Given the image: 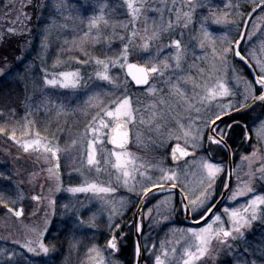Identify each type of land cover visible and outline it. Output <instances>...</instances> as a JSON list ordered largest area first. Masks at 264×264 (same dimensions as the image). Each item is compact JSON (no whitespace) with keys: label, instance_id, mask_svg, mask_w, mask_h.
Listing matches in <instances>:
<instances>
[{"label":"snow or ice","instance_id":"snow-or-ice-1","mask_svg":"<svg viewBox=\"0 0 264 264\" xmlns=\"http://www.w3.org/2000/svg\"><path fill=\"white\" fill-rule=\"evenodd\" d=\"M127 6L128 15L130 17L127 23H123L121 27L125 30V35H117L113 32V37L119 39L122 47L120 51L108 56L106 53L101 56H93L84 51L86 42L96 44L100 43L101 25L107 26L109 21L105 18V10L108 8L107 3H99V14L92 15L88 19L87 31L83 33V37L79 41H73L74 44L79 43L80 51L86 57L80 60L78 57L72 58L80 67L93 66L94 75L85 81L81 75L80 67L73 71H60L58 73H49L47 68L42 69V79L45 85L60 86L62 88L78 89L80 87L91 88L99 87L100 92L96 96L104 95L108 97L107 105L101 106L96 112L91 121L86 125L83 133V144L86 153V162L89 169L95 168L97 172L101 171V160L97 158L98 150L104 154V163L110 164L112 168L119 173L117 182L126 187L129 192L135 193L140 200V205L137 207V215H142V210L147 205L145 201L153 195V192L168 193L162 201H158L152 208L148 209V215L151 217L155 212L161 217L158 223H166L172 213L176 211L174 203L175 193H179L181 210L192 214L198 219L196 223L199 225L204 222L203 227H195L188 229H180L187 238V246L184 247L180 259L182 264H197L211 250L213 241L221 245H226L228 249L235 251L233 243L229 241H245V233L252 229L254 223H259L264 226V191L259 194L254 186L255 180L264 181V145L261 149L254 150L251 155L241 156L242 162H247L248 172L245 174L247 180L241 182V177L237 175V185L232 188L229 183L225 182L223 187L226 192L219 193L221 196H226L228 200L236 201L240 197H251L247 199L245 204H240L237 207H224L222 212L214 211L217 205L213 203L218 195L217 179L222 178L224 173L228 177L233 175L234 170L225 172V167L222 163H212L211 153L215 150L229 149L230 139L229 133L232 131L235 122L226 123L224 117L230 115L232 111H245L251 113L256 106L264 110V59L256 57L255 52H249L247 55H242L241 43L245 39V33H238L240 39L229 40L227 35L215 37L213 32L207 27L208 23L215 25L232 24L239 28L247 27L249 21L244 17L256 16V24H253V31L247 33L249 41L257 35V31L264 32V0H252L250 12H240V5L232 3L225 4V8L231 9V12L225 11L217 14L209 7L210 0L207 2L197 3V0H171V6L167 8L170 14H175V19L164 20L163 8L151 9L160 13V22H153L151 29L147 27V16H144V27L137 28V22L140 20L142 10H145V4L141 2L137 6V0H124ZM33 7L37 13V21L48 19V23L36 26V31L40 33V50L37 52V58L41 63H44V58L48 50L49 35L52 29L57 27H67V25H58L57 21L51 16L45 18L46 10L45 0H27V3H21V11L14 23L24 24L31 22L32 15L24 11L28 7ZM53 7L59 12L67 7V0H54ZM208 8V15L202 16L199 22V33L196 36L190 37L191 41H198V48L204 50L211 46L213 60L219 64L220 68H227L232 73H238V69L229 63V57H238L241 61L247 63L248 60H255V69H258V74L254 80H247L242 75L236 74L235 87H230L228 80L224 77H217L215 73L219 71L216 64L210 65L207 69L200 68L196 65V60H206L207 57H196L195 51H192L193 63L188 64V53L191 47L189 42L184 41V30L188 29L193 23L194 13L197 8ZM187 8L186 11L183 9ZM229 15L240 16L239 20L229 21ZM129 26H131L129 30ZM22 30H26L29 34L33 29L27 28L26 25ZM10 33L15 34L16 28H9ZM93 31L96 35H92ZM149 32L151 34H149ZM169 34V42L161 43L163 34ZM173 34H177L179 38H175ZM106 46L111 47V38H105ZM217 40L221 42V47H215ZM140 41V43H137ZM29 47L31 41L28 42ZM264 50V43L261 44ZM167 50V53L166 51ZM146 55L147 59L143 64L129 63V57ZM14 64H7L6 58L0 59V63L5 64V67H0V77H7L15 74L14 78L25 81L27 83L30 73L34 71L33 63H25L27 57L25 54L15 56ZM57 64L61 63L59 60ZM187 65V66H186ZM56 65H53L55 67ZM186 66V67H185ZM114 68L126 69L124 73L125 79L121 80L118 76L110 74ZM193 68L200 75L201 80H197L186 75ZM254 69V70H255ZM51 76V78H49ZM130 76L135 85H147L146 94L152 98L153 103L148 106L151 110L150 126L155 129L156 140L153 144L164 152L170 149V159L173 162L172 167H165L164 161L167 156L160 159L157 163L136 164L133 153L126 151L130 142L131 128L145 123L143 109H135L132 106V99L128 95V81L126 77ZM151 82V83H150ZM163 84L166 87H161ZM243 85V91H240V85ZM191 85V92L188 86ZM111 87L112 92H104L103 89ZM119 93V94H118ZM170 98H175L177 107L183 105V111L188 114L181 115L176 108L169 105ZM91 100L92 97H89ZM264 114V113H262ZM258 117H253V120ZM34 123L28 121V125ZM223 123V127L220 125ZM27 126V125H26ZM248 125H245L247 128ZM104 130H109L105 132ZM4 128H0V132H4ZM22 135L28 136L27 132H22ZM105 138L113 145L111 150L104 147ZM11 139L19 144L24 152L36 151L44 155L45 159H51L52 166L48 168L49 178L56 181L55 192L62 190L60 180V154L67 152L68 148H62L60 143L54 139L41 136L37 131L35 138L18 139L13 130ZM245 139H249L245 134ZM257 139L264 140V121L260 124V129L257 130ZM136 140L139 142L140 134L137 131ZM168 141H173L174 144H169ZM77 141L71 142L75 146ZM193 149L189 152L188 147ZM205 151L209 155L200 157L198 162L193 160H183L185 157H195L196 151ZM114 158V163H112ZM259 167H255L256 163ZM196 167L199 169V178L195 186L188 179L189 169ZM239 168V166H237ZM158 172V175H150L149 172ZM2 175V174H0ZM183 177V179H182ZM139 185V191H137ZM43 192V185L41 186ZM51 191V190H50ZM67 191L72 194L77 193H93L107 194L115 193L116 187L97 184L96 182H87L79 186L68 187ZM199 193L198 195L196 193ZM18 199H22L18 197ZM33 201L40 205L47 199V210L44 211V219L40 224L27 227V231L31 238H25L23 243L20 240H14L13 243L20 245L22 249H26L28 253L35 256H48L55 251V245L46 244V234L50 231L53 221L50 217L55 215L56 200L53 197H45L43 195H33ZM17 200H7L0 194V204L6 209L7 213L14 214L15 217H22L24 209L21 206L19 209L14 207ZM121 205L124 203L120 201ZM13 205V206H10ZM162 205L167 206V215L160 211ZM65 214H70L73 217V228L84 225L85 221L80 217V209L75 205H63ZM113 214L116 213L115 207L112 208ZM33 216L36 212L32 213ZM112 217H109L111 221ZM138 233L142 232V223L134 224ZM119 229V224H109V229ZM117 235L113 233L111 239L107 241L106 248L117 249ZM179 244L180 241H175ZM147 246L145 245V248ZM156 245H153V254L155 255V264H171L169 259V249L166 247V242L160 243V254H155ZM6 250L0 249V255H3ZM141 245L136 244V255L139 256ZM176 247L171 248V258L176 257ZM247 251V248H245ZM89 252H95L97 257H102L101 251L95 245L89 249ZM255 254V253H252ZM22 253L11 252L6 257V264H20L17 257ZM261 255H264V249H261ZM163 257V258H162ZM0 264H5V261L0 260ZM98 264H104L101 258ZM244 264H257L256 260L245 261Z\"/></svg>","mask_w":264,"mask_h":264},{"label":"rangeland","instance_id":"rangeland-1","mask_svg":"<svg viewBox=\"0 0 264 264\" xmlns=\"http://www.w3.org/2000/svg\"><path fill=\"white\" fill-rule=\"evenodd\" d=\"M3 1H6V4L3 7H0V9L4 8L0 10V13L8 14L10 19L7 20L3 18L2 15L3 21L0 27V31L1 29H6L7 35L6 37H2L1 39L3 45L11 46L13 44L14 36L13 33H10L8 31V29L17 27V23H14L17 18L16 16H14L16 14H12L11 10H15L20 2L27 3V0H0V5ZM48 1L49 0H45L46 5H48ZM50 1L51 3L49 5L52 7L50 8L52 11H49L50 9L48 10L49 16L55 19L58 25H67V27H57L52 29L49 35L50 43H63V46H60L61 51L63 50L64 52L68 49V42H71L74 39L75 41H79L80 38L83 37V33L88 30V19L92 15L99 14V3H107L108 8L105 10V18L109 21V24L107 26L101 25V41L103 42V44H105V38H111V43H118L119 45L113 55L117 54L120 51L122 45L119 39L113 37V32L115 31L117 35H125V30L121 27V25L123 23H127L130 17L128 15L127 6L124 3V0H72L73 3L74 1H80V3L75 5L70 3V0H67V3L69 2V4H67V7L61 9L59 12L53 7L54 0ZM141 2L145 4V10H142L140 20L137 22V28L142 29L145 26V15L148 18L147 27L149 29H151V27L153 26L154 21L156 23L160 22V13L151 10L155 8L164 9L163 15L165 22H167L168 19H175V14H170L167 10V8L171 6V0H137V6H139ZM202 2H207V0H197V3ZM229 2L230 0H210L208 6L216 11L217 14L223 13L225 11L231 12V9L225 8V4ZM231 2L240 5V8L238 9V11L240 12H243V9L246 7V5L253 6L252 0H231ZM70 5L72 6L71 8H74V10L69 8ZM27 10L34 11L35 9L30 6L27 8ZM183 10L186 11L187 8H184ZM20 11L21 9L17 11V13H20ZM259 14L260 13L257 12V14H255L251 18L246 28L245 39L241 44V51L244 55H247L249 52H255L257 58L264 59V50H262L261 48V44L264 43V32L257 31V35L253 37L251 41H249L247 38V33L253 31L252 25L257 23L256 16H258ZM205 15H208V8L198 7L194 13L193 23L188 29L184 30V41L191 44L187 59V61L189 60L188 64H192L194 62L192 56V51L194 50L196 57H207V59L203 61L196 60V65L200 68L207 69L210 65L216 64L217 68H219V71L215 73V75L217 77H224L226 80H228L230 87L234 88L236 85V74L242 75L245 79L250 80L249 77L244 73V70L243 68H241L240 64L235 61L234 57H229V63L231 65H234L235 68L239 70L238 73H232L227 68H220L219 64L213 60L211 46L206 47L204 50H200L198 48V41L190 40V37L196 36L199 33V22L201 17ZM227 19L229 21L239 20L240 16L229 15ZM207 27L210 28L215 37L227 35L228 39L232 40L233 42L237 39L238 33H240L242 30V27L237 28L230 23L224 25H215L209 22ZM130 28L131 26H129V30ZM18 31H20V28L18 29ZM149 34L151 33L149 32ZM92 35H96V32L93 31ZM173 36L175 38H179L177 34H173ZM40 39L41 35L39 33V48L37 49L38 51L40 50ZM168 42L169 34L165 33L161 37V43L167 44ZM137 43H140V41H137ZM85 44L90 45L91 48H94V44L92 43L86 42ZM96 44L98 45L99 43ZM49 46L45 58L48 57L50 59H56L55 55L49 54ZM83 47L84 51L87 52L85 45ZM215 47L217 49L221 47V42L219 40H217ZM76 49V53L78 55H76L75 57H78L79 59L83 58L82 55L84 54L80 51L79 45L78 47H76ZM102 50L105 53V46L102 47ZM97 51L99 52V50ZM165 51L167 53V50ZM88 52H90V50ZM10 56L12 55L10 54ZM35 58H37V53ZM146 59V55H140L136 57L130 56L128 62L143 64ZM249 61L255 69V60L250 59ZM6 62L7 64H11L10 61ZM56 62L57 61H49L46 63L44 62L43 64L40 63L38 72L34 71L30 73L27 83H25V81L17 79L19 87H21L20 84L23 86V88H21V90L19 91V94H21L22 92V102L25 111H22V119L21 114L19 113V117L17 119L19 121L16 123L15 127L8 126V128H10L9 132L3 136H1L0 134V174H2L0 175V182H2L3 177H5L3 174L2 166L6 163L8 171H5V173L9 172L8 179H11V182L14 184V195L4 196L2 190H0V194H2L7 200H17V203L14 205V207L21 205L23 202V204L25 205L24 215L21 220L7 213L4 208H0V249L6 250L3 255H0V260L5 261L6 264V257L8 253L15 251L18 253H22L21 256L17 257L19 262L22 264L49 263L51 256H53V252L48 256H35L32 253H28L26 249H22L20 245H16L13 243L14 240H20L21 243H23L25 238H31L26 226L31 227L40 224L43 221L44 211L47 210V199H45L40 205H37V203L31 199L33 195H43L45 197H53L56 200L55 215L50 217L53 223L56 222L57 224H60V226H63V224L69 225V228H72L69 231L73 230L72 233L74 231L82 232L83 230H85L87 232V235L90 234L87 236L89 238L87 239L88 245L84 248L83 251L85 255L82 257V262H84V264H98L101 258L103 259L104 264H121L120 259H117L118 251L115 254L110 249L106 248L105 243L108 237L104 238L102 244H99V234L103 229L106 232L109 231L110 223L115 224L116 222H119V225H122V223H120L122 217L126 213L128 215L133 214L135 208L134 206L137 205L139 198L135 195V193L129 192L126 187H122L117 182V176L119 175V173L116 169L112 168L110 164L104 163V154L102 151L98 150L97 156V158L101 160V164L99 166L101 171L97 172L95 168H92L90 170L86 162L85 147L83 144V133L86 125H88L92 117L96 115V112L100 110L101 106L107 105L108 97L104 95L96 96V93L101 91L99 87H91L87 89L84 87H80L78 89H72L71 87L62 88L60 86L54 87L45 85L42 79L43 68H47L49 73H58L60 71H73L75 70V68L80 67V65L77 64L75 60L73 62H70V64L67 63V60H62L59 64H57ZM53 65L56 66L53 67ZM0 67H5V64L0 63ZM255 70L258 74V69ZM80 71L85 81H88L89 77H92L94 75L93 66L80 67ZM192 72L197 73L196 69L193 68L190 72H186L185 74L194 77ZM110 74L120 77L121 80L125 79L124 69L121 70L118 68H114L111 70ZM197 76L198 77L196 78V80L197 82H199L201 80V77L199 74ZM49 78H51V76ZM126 79L128 81V95L132 99L133 108L145 110V123L143 125L138 124L137 127L131 128V142L126 151L133 153L135 157L139 158L136 160L137 165L157 163L160 159L167 156L168 159L164 161V166H174L169 158V150L168 152H164L153 144V141L156 140L157 134L155 132V129L150 126L149 113L151 110L148 109V106L153 103V100L146 94V88L148 86L144 88H134L130 84V80H128L127 77ZM160 86L166 87L163 84H161ZM49 90L57 93L56 98L53 97V99H51L49 98V96H47V93L45 92ZM188 90L189 92H191V85L188 86ZM239 90L243 91L242 84L240 85ZM103 91L112 92L113 89L111 87H106L103 89ZM40 92H43V95H41V97L39 96ZM64 92H69L70 96L73 97L74 94H76L75 92H77L79 98L78 100H75L73 102L71 97H63L62 94ZM89 97H92V99L90 100ZM1 100L2 104L5 106V108H7L9 105V97L3 95ZM22 102L20 100V104ZM71 102H73V104ZM168 103L173 108H176V110L179 111L181 115L186 116L188 114L187 112L183 111V108L185 106L181 105L177 107V101L175 98H170ZM14 105H17V100L14 102ZM81 106H84L86 108H83ZM58 107L61 108V110H59ZM43 109L45 110L43 111ZM76 111L80 112L81 114L79 117L81 119L80 122H82V125H71L74 123H72V120L67 117L70 116L71 113L75 114ZM262 113H264V110H262L259 106H256L251 113L245 116L250 130V142H246L243 147L237 146V149H239V151L237 153V160H235V175L232 188H235L237 185V175L241 177V182L247 180V177L245 175L248 172L247 162H242L240 157L251 155L254 150L261 149L262 145H264V140L257 139V130L260 129V124L262 121H264V114ZM253 117L258 118L253 120ZM69 120L70 125L66 126V123L64 122L69 123ZM28 121H33L34 123L28 125ZM13 130H15L17 138L21 140L35 138V133L39 131L41 133V136L48 137V139L57 140L62 148H68L67 152H62L60 154V165L62 170V173L60 174L62 187L61 191L55 192L56 181L52 178H49L48 175L47 170L52 166L51 159H45L43 154L36 151L24 152L23 148L11 139ZM104 131L107 132V130ZM137 131H139L140 134L139 142H137L136 140ZM22 132H27L28 136L22 135ZM73 140L77 141V144L75 146L71 145V142ZM168 143L174 144L173 141H168ZM104 147L108 150L112 149L110 148V146L107 147L106 142L104 144ZM188 148L192 150L190 146ZM241 148L248 150V152L246 153L242 151ZM208 155V152L197 150V155L194 158L187 160L189 162H192L193 160H196L198 162L200 157H206ZM211 156L212 163H222L225 167V161L224 159L222 161L219 155V150L213 151L211 153ZM114 162V158H112V163ZM237 166H239V168ZM255 167H259L258 162L255 164ZM189 171L190 173H192V175H189L188 179L192 182V186L194 187L196 181L199 178V169L193 167L189 169ZM149 174L155 176L159 173L150 171ZM225 176L226 175L222 173V178L217 179L216 191L218 194L220 192V189L222 188ZM85 181L89 183L96 182L97 184L103 185L105 187L114 186L116 187L117 191L115 193L96 195L91 192L72 194L67 191L68 187L79 186ZM261 182L262 181L260 180H255L253 182L258 194L264 189V186L261 185ZM42 185L43 192L41 191ZM137 191H139V185H137ZM196 194L198 195L199 193L197 192ZM167 195L169 194L163 193L156 195L158 197L144 208V212L141 215L142 230L143 226L145 229H154L155 227V229H157V232H159L155 237L148 234L146 230L142 234V258H144V264H155L153 245H156L155 254H160L161 241L166 242V247L169 249L170 253L169 259L171 260V264H182V260L180 259V257L184 247L187 246V238L185 237L183 232L178 230L196 227H188L181 224L182 210L180 208L179 200H176L175 198L174 203L176 211L172 213L170 219L166 223H158L161 217L155 212H153L151 217H149L148 209L152 208L158 201H162ZM21 196L22 199H18V197ZM250 197L251 194H249L248 197H240L236 201L227 199V201H225L226 204L218 212H222L224 207L226 206L237 207L240 204H245L247 202V199H249ZM121 200H123L124 202L122 205L120 203ZM65 204L75 205L80 209L79 215L85 221L84 225L73 228V217L70 214H65V210L63 208V205ZM113 207H115L116 210L115 214H113L112 212ZM166 208L167 206L165 205H162L160 208V211L165 215H167ZM33 212H36L35 216L32 215ZM110 216L112 217L111 221L109 220ZM128 220L129 219H127V222L129 223L130 220ZM69 221L72 222V225L69 224ZM127 222L124 219L123 225L120 227V229L121 231L126 229V233L132 235V227H129L130 229L128 230V226L126 227ZM203 226L204 225L199 227ZM255 230H261L260 234L262 235L257 237L254 232ZM250 233L252 237H255V239H249L248 234ZM245 236V241H229V243L234 244L236 248L235 251L228 249L226 245H221L218 242L213 241L210 252L204 258H202L201 261H198L197 264H226V262L228 261L231 262L230 264H244L246 260H256L257 264H264V255H261V249H264V226H261L259 223H254L252 229L246 232ZM121 239L122 237L119 238L120 245L122 244L123 240ZM177 240L180 241L179 244L175 243V241ZM94 245L100 249L102 257H97L95 252H89V249H91ZM145 245L147 246L146 248ZM173 246L177 249L175 259L171 258V248ZM245 248H247V251H245ZM131 253V264H134L135 260L133 256V247ZM230 257H232V260H227Z\"/></svg>","mask_w":264,"mask_h":264},{"label":"trees","instance_id":"trees-1","mask_svg":"<svg viewBox=\"0 0 264 264\" xmlns=\"http://www.w3.org/2000/svg\"><path fill=\"white\" fill-rule=\"evenodd\" d=\"M109 1H114V0H109ZM22 2H20L21 4ZM51 3V1H48V5ZM70 3L72 4H78L80 3V1H73L70 0ZM6 4V1H3L2 4L0 5V7H3ZM17 5L15 10H11L12 14H16L14 16L17 17V15H19V13H17V11H19L21 9V5ZM69 4V2L67 3ZM46 5V10L44 12V17L47 18L49 17V11H52L50 8H52L50 5L48 6ZM72 6L70 5L69 8H71ZM252 6H248L246 5V7L243 9V12H249L251 10ZM68 8V9H69ZM4 9V8H1ZM0 9V10H1ZM50 9V10H49ZM49 10V11H48ZM24 11L29 12L32 15V21L29 22H24V24H20L17 23V32L15 34H13L14 38H13V44L11 46L8 45H3L2 44V37H6V29H1L0 31V59H5L6 61H10L11 64H14V57L15 56H19L22 54H25L27 59L25 61V63H33V67H34V71L38 72V67L41 63L40 60H38L36 57V53L38 52V38H39V33L35 30L36 26L38 23H40L41 25H44L45 23L49 22L48 19H43L42 21H38L37 22V16H36V10L34 11H29L27 9H24ZM66 11V9H65ZM5 19H10L8 14H4V13H0V27L3 21V18ZM36 16V17H33ZM36 19V20H35ZM27 28H31L33 29L31 34H28V32L26 30H22L24 27ZM20 28V31H18V29ZM69 38V37H68ZM31 41V46L29 47L28 42ZM75 41V39L73 40ZM73 41L68 42L69 46L68 49L66 51L63 52V50L61 51V45L63 46V43H54L49 41V54L55 55L56 59L54 58H44V62H53V61H62V60H67V63L70 64V62H73L74 58L76 55H78L77 49L76 47H78L79 44H74ZM73 45V47H72ZM85 48L87 50V52L90 50L91 55L94 56H101V58H103L102 54H104V51L102 50V47L105 46V53L108 56L113 55V53H115L116 49L119 47L118 43H111L110 48H108L106 46V42L105 44H103V42L101 41L98 45L94 44V48H91L90 45L84 44ZM67 46V45H66ZM71 46V47H70ZM80 46V45H79ZM99 50V52L97 51ZM10 54L12 56H10ZM10 56V57H9ZM83 58H80V60L85 59V56L82 55ZM239 62V60L237 61ZM241 65V68H243L246 73L247 70L246 68H244L245 66L239 62ZM67 64V65H68ZM33 71V72H34ZM13 75V76H12ZM10 76L7 77H0V128H4L5 131L4 132H0L1 136L6 135L10 128L9 127H15L16 123L19 121L17 120L19 117V113L22 116V111H23V102H22V92L21 94H19V91L21 90V88H23V86L20 84L21 87H19L17 79L14 78L15 74H12ZM47 93V96H49V98L53 99V97L56 98L57 93L54 91H47L45 92ZM51 93V94H50ZM18 94V97H17ZM8 96L9 97V105L7 108H5V106L2 104V96ZM41 95H43V92H40V97ZM64 98H68L71 97L69 92H64L63 94ZM46 96V94H45ZM74 98H79V95L76 93L74 94ZM21 100V104H20V100ZM17 100V105H14V102ZM78 100V99H77ZM24 101V100H23ZM73 104V102H71ZM83 108H86L84 106H81ZM59 110H61V108L58 107ZM45 109H43L44 111ZM85 111V110H84ZM8 113V114H7ZM248 112H245L237 117H235L232 120L235 119H240L242 120V122L247 123L246 121V115H248ZM74 115V116H73ZM80 112H75V114H72L70 116H67L68 118H70V120H72L71 122L74 124L71 125H82L81 119H80ZM74 118V119H73ZM77 119V120H76ZM70 120L69 123L68 122H64L66 123L65 125L68 126L70 125ZM241 124V122H240ZM57 125V124H56ZM248 125V124H247ZM249 128V126H248ZM247 128V129H248ZM230 135V139L228 140V144L230 145V147L232 148L233 151V161H234V167L236 165V161L237 160V153L239 151V149H237V146L243 147V145L246 144L245 139V135H244V130L241 129V126L237 123H235L232 131L229 133ZM250 142V141H249ZM248 142V143H249ZM237 149V150H236ZM242 149V148H241ZM219 150V149H218ZM242 151L244 152H248V150L246 149H242ZM219 155L223 161V159L225 160V153L223 150H219ZM3 168V174H5V171H8V167L7 164H3L2 166ZM235 175V172H234ZM261 185L264 186V182H261ZM0 190H2V193H4V196H7L9 194H13V190H11L9 188V182L7 181V179L5 177H3V181L0 182ZM264 191V189L262 190ZM58 202V201H57ZM226 204V202H225ZM224 204V205H225ZM3 205L0 204V208H2ZM4 208V207H3ZM129 215L126 213L121 220V223L123 225V221L124 219L127 222V219H129ZM129 221V220H128ZM67 223V222H66ZM69 224L72 225V222L69 221ZM128 222L126 223V227H127ZM72 228H69V225H64L60 226V224H57L56 222L52 223V226L50 227V231L46 234V238H45V243L49 244V246L51 247L52 244L55 245V251L53 252V256H51V259L49 260L48 264H84V262H82V257L85 255L83 253L84 248L88 245V240L89 239L87 236V232L85 230H83L82 232H78V231H74L72 233L71 230ZM129 229V228H127ZM126 230V229H124ZM80 231V230H79ZM255 234L258 236H261L262 234H260L261 230H255L254 231ZM78 233V234H75ZM109 231H104L100 232L99 234V244H102V242L104 241V238L108 237ZM122 244L120 245L119 249V253H118V258L120 259V263L121 264H131V257H132V247H133V241H132V237L131 234H126V235H122ZM249 239H255V237H252L251 233L248 234ZM124 243V244H123ZM227 260H232V257L228 258ZM226 260V261H227ZM231 262H226V264H230ZM22 264V263H20Z\"/></svg>","mask_w":264,"mask_h":264},{"label":"water","instance_id":"water-1","mask_svg":"<svg viewBox=\"0 0 264 264\" xmlns=\"http://www.w3.org/2000/svg\"><path fill=\"white\" fill-rule=\"evenodd\" d=\"M251 19V17H246V19L245 20H250ZM246 28L247 27H244V26H242V31H241V33H245V30H246ZM239 39H240V37H239ZM237 59H238V57H236ZM240 60V59H239ZM241 61V60H240ZM246 67L245 68H247V70H248V72L250 73V78H252V80H254V78H255V76H256V74H255V71H254V69H253V67L251 66V64L249 63V62H247V63H245V62H243V61H241ZM125 72H126V69H125ZM130 79H131V77L130 76H128ZM133 83L135 84V82L133 81ZM245 111H241V112H236V111H232L231 113H230V115H228V116H225L224 117V122H226V121H228V120H230V119H232V118H234V117H236L237 115H239V114H241V113H244ZM107 131H109V130H107ZM246 134H247V136L249 137V134H248V132H246ZM106 144L108 145V146H110V147H112L113 148V145H111L108 141H107V139H106ZM189 150V152H193V150L191 151L190 149H188ZM231 149H230V147H229V149H225L224 151L226 152V172L227 171H229V170H233V159H232V152L230 151ZM191 157V156H190ZM185 158H187V157H185ZM185 158H182L183 160L185 159ZM172 162V161H171ZM59 173H60V171H59ZM232 179H233V175L231 176V177H228L227 175L225 176V180H224V183L225 182H227V183H229L230 184V186H231V184H232ZM224 185V184H223ZM227 190L226 189H224V187H222V190H221V193L222 192H226ZM155 193H159V192H153V194H155ZM178 196H179V193L177 192L176 193ZM153 196V195H152ZM179 198L181 199V197L179 196ZM225 200H226V196H221V195H219V197L215 200V202H213V203H215L216 205H217V207H216V209H214V211H217L222 205H223V203L225 202ZM140 201H139V203H138V206L140 205ZM138 206H136V207H138ZM20 207H18L17 209H19ZM183 213H184V222L186 223V225H189V226H192V227H198V226H201V225H204V222H201L199 225L196 223V221H193L192 219H191V216H190V214L189 213H186L185 211H183ZM13 216H14V214H12ZM134 217V224H139V222H140V219H141V215H137V208H136V211H135V215L133 216ZM16 218H18V217H16ZM20 218V217H19ZM108 239H111V238H108ZM133 239H134V247H135V255H134V260H135V264H140V262H141V258L140 257H142V246H141V251H140V254H139V256H137L136 255V244H137V242H139V244L141 245V241H140V233H138L137 231H136V228L134 227V237H133ZM107 244V243H106ZM117 248H118V245H117ZM110 250H112V249H110ZM114 253H116L117 252V249L116 250H112Z\"/></svg>","mask_w":264,"mask_h":264},{"label":"flooded vegetation","instance_id":"flooded-vegetation-1","mask_svg":"<svg viewBox=\"0 0 264 264\" xmlns=\"http://www.w3.org/2000/svg\"><path fill=\"white\" fill-rule=\"evenodd\" d=\"M240 47H241V45H240ZM189 61V60H188ZM188 61H187V63H188ZM193 73V75H194V78L196 79L198 76V74L197 73H195V72H192ZM132 84V83H131ZM132 86H135L136 88H144V87H146L147 85H142V86H137V85H133L132 84ZM237 120V124H239L240 126H241V129H245V125H247V123H245V122H242V120H240V119H236ZM240 122H241V124H240ZM170 150V149H169ZM197 152V151H196ZM197 155V154H196ZM194 158V157H193ZM187 159H192V158H187ZM187 159H185V160H187ZM158 196H154L153 198H151V199H149L147 202H145V204L146 205H149L155 198H157ZM174 198L176 199V200H178V197H177V195L175 194L174 195ZM24 203V202H23ZM21 204L20 206H22L23 207V209H24V211H25V205L24 204ZM145 208V207H144ZM144 208H143V210H142V212H144ZM135 215V214H134ZM133 215V216H134ZM182 215V221H183V214H181ZM190 216H191V219H196L197 217L196 216H194V215H192V214H190ZM121 223V222H120ZM115 224H119V222H116ZM182 224V223H181ZM121 225V224H120ZM134 225V224H133ZM132 224H131V226H132V228L134 227ZM128 227H130L129 225H128ZM147 231V233L148 234H150L151 236H156V235H158V233L159 232H157V229H155V227H154V229H145L144 228V226H143V230H142V232H141V236H142V234H143V232L144 231ZM113 233H118V235H117V237H119V236H122V235H126L127 233H126V230H122L121 231V229L119 228V229H115V228H112L111 229V231H110V236H112L113 235Z\"/></svg>","mask_w":264,"mask_h":264}]
</instances>
